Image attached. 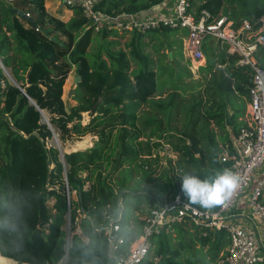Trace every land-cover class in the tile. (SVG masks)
I'll return each instance as SVG.
<instances>
[{
    "label": "trees",
    "instance_id": "obj_1",
    "mask_svg": "<svg viewBox=\"0 0 264 264\" xmlns=\"http://www.w3.org/2000/svg\"><path fill=\"white\" fill-rule=\"evenodd\" d=\"M45 1L0 0V61L11 75L0 67V199L19 201L24 212L19 233H0V263L59 264L67 254L66 264H80L77 245L91 239L99 246L97 264H112L113 255L126 256L130 242L142 232L145 215L136 211L147 215L155 198L177 192L190 202L181 192L184 175L203 179L229 168L222 156L231 150V135L245 124L251 67L239 63L240 55L229 51L221 38L206 34L201 88L187 97L173 80L172 89L161 96L157 69L138 46L144 43L143 34L154 39L161 32L170 38L176 28L131 30L130 43L138 46L132 50L136 66L130 69L123 50L109 51L110 64L101 57L90 59L87 48L94 29L81 9L68 5L73 14L65 21L51 13ZM162 1L98 0L95 8L108 14L139 12ZM201 8L212 17L227 16L237 28L242 19L264 14V0H191L189 9L196 16ZM164 41L153 45L161 49ZM255 57L264 69V45L257 47ZM72 65L80 79L77 102L67 105L63 84ZM83 111L91 114L84 126ZM89 131L94 139L84 149L61 151L46 142L56 135L64 143ZM165 143L176 153L167 165L158 155ZM163 176L166 182L153 183ZM93 218L97 224H118L123 242L113 254ZM67 219L72 231L68 245L63 229ZM77 225L87 240L75 231ZM228 241L224 228L172 222L151 235L148 252L135 264H217Z\"/></svg>",
    "mask_w": 264,
    "mask_h": 264
},
{
    "label": "built area",
    "instance_id": "obj_2",
    "mask_svg": "<svg viewBox=\"0 0 264 264\" xmlns=\"http://www.w3.org/2000/svg\"><path fill=\"white\" fill-rule=\"evenodd\" d=\"M61 1L66 6L79 7L94 30L146 31L161 26L184 30V52L192 60L191 67H199L205 58L201 44L206 34L221 38L228 44L229 51L240 55L239 63L251 67L245 124L232 135L230 152H225L222 156V160H229V169L240 177L239 187L233 196L224 205L212 209L194 206L180 192L163 200L155 198L149 213L144 217L141 234L130 242L128 254H116L112 264L141 262L150 247L152 234L158 233L163 226L168 227L172 222L185 220L199 226L226 230L229 241L226 251L217 259V264H264V252L258 242L230 218L233 213L231 207L244 194L245 213L253 220L264 217V69L255 57L257 47L264 45V14L254 20L244 18L235 28L233 21L227 16L212 17L206 8H201L196 16L189 9L191 0H173L164 12L142 10L115 14L95 8L98 0ZM26 15L29 13L26 12ZM3 69L6 71L4 66ZM5 117L11 123L7 113ZM93 225L103 232L111 250L116 251L123 242L118 224L109 220L98 224L94 221Z\"/></svg>",
    "mask_w": 264,
    "mask_h": 264
},
{
    "label": "rangeland",
    "instance_id": "obj_3",
    "mask_svg": "<svg viewBox=\"0 0 264 264\" xmlns=\"http://www.w3.org/2000/svg\"><path fill=\"white\" fill-rule=\"evenodd\" d=\"M46 8L51 11V13L55 14L62 20H69L72 16V10L69 11L66 9V5L62 3L61 0H46L45 1ZM93 35L91 39V43L87 48V56L91 59L93 58H104L108 64L111 63L109 51L116 52L119 50H123L126 53V56L128 57L130 61V69L136 66L135 57L132 54L133 48L138 46V43L131 44V38H132V31H118V30H111L108 32L100 31V30H93ZM106 34V35H103ZM185 31L181 29H176V32L168 38L164 33L159 32L154 39H151L150 35L148 33L141 35V40H144V43L139 44L138 50L142 52L143 54H147L148 58L151 60L152 65L154 68L157 69L158 76H157V86L160 89L159 95H165L169 90L172 89V81L177 80L180 84L179 91L185 94L187 97L194 92L196 89L201 88V85L203 84V73L199 72V69L197 70H191V62H189V59L186 57V54L183 51V39H184ZM164 41L165 47L161 49H156L153 45L155 43L156 45L160 42ZM167 39L171 40L173 42L172 50L174 52L173 54V61H171V65L165 67L166 61L168 62V51L171 50L169 48V42ZM172 59V56L169 58ZM4 70V69H3ZM188 70V71H187ZM6 72V75L8 76V72ZM77 75L76 72V65H72V68L63 84V93L62 97L64 101L67 103V105H73L76 104L77 99L75 97V91H76V83L74 81L75 76ZM180 75V76H179ZM179 76V77H178ZM9 77V76H8ZM178 77V78H177ZM155 97H158V94H154ZM81 124L84 126L89 119L91 118V114L89 111H83L81 113ZM46 116V115H45ZM47 117V116H46ZM44 117V121H45ZM48 119V118H47ZM50 125V123H49ZM94 135L91 133V131L81 135L77 136L74 135L73 138L66 140L64 143L57 144L55 138H49L46 142L47 144H55L60 148L61 151H70L75 149H84L88 146H90L93 142ZM160 162L164 165H167L168 158L174 159L176 157V153L170 148L168 144H161L158 148ZM159 169V167H158ZM134 176H138V173H135L132 171ZM157 171L154 174H158ZM117 177V175H116ZM165 181V176H163L159 182H153L156 183H163ZM166 182V181H165ZM170 194V191L168 194L164 196H168ZM242 196H245L242 195ZM240 196L237 198L233 206L231 207V210L233 211L234 207H236L238 200L242 197ZM53 199L48 200V204L51 205ZM240 205V203H239ZM245 208V206H244ZM81 212V210H78ZM138 216H146V212L144 213L141 210H138L135 212ZM144 216V217H145ZM95 220H93L94 222ZM78 222V219H77ZM63 229L65 230V237H69L72 234L71 228H70V222L67 219L66 223L63 225ZM172 235H175V231H173L172 228H169ZM75 231L81 232L78 225L75 228ZM200 243L195 242L194 246L199 247ZM208 245L204 246L206 249ZM206 257V254H205ZM209 257V256H207ZM157 261L159 258H155ZM11 261V260H10ZM196 261H200L197 259ZM12 262V261H11ZM17 264L16 262H14ZM64 263V259L60 261L59 264ZM13 264V263H12ZM23 264V263H22Z\"/></svg>",
    "mask_w": 264,
    "mask_h": 264
},
{
    "label": "clouds",
    "instance_id": "obj_4",
    "mask_svg": "<svg viewBox=\"0 0 264 264\" xmlns=\"http://www.w3.org/2000/svg\"><path fill=\"white\" fill-rule=\"evenodd\" d=\"M240 184V177L229 168L217 171L214 176L200 178L186 174L181 178V192L190 203L205 209L224 205L233 196ZM0 233L15 235L23 227V207L17 200L0 199ZM80 264H97L95 254L98 244L94 240L79 243Z\"/></svg>",
    "mask_w": 264,
    "mask_h": 264
},
{
    "label": "crops",
    "instance_id": "obj_5",
    "mask_svg": "<svg viewBox=\"0 0 264 264\" xmlns=\"http://www.w3.org/2000/svg\"><path fill=\"white\" fill-rule=\"evenodd\" d=\"M172 2H173V0H163L161 3L156 4V5L148 8V9H146L144 11H146V12H156V11L160 10V11L164 12L166 10V8L169 7L172 4ZM66 9L69 10V11L72 10L71 8H67V7H66ZM72 13H73V11H72ZM182 49L184 51V46H183ZM171 51H172V58H173V50H171ZM186 57L189 59V62L192 63V60H190L189 56L186 55ZM169 58H170V56L168 54V59ZM200 63H201L200 65L204 64L205 63V58ZM200 65H199V67H200ZM199 67L195 68L194 66H192L190 69L194 71V70L199 69ZM231 137H232V135H231ZM239 203H240V205H239ZM244 206H246V198H245V196H242L238 200L236 207H234V209L232 211L233 213H232L230 218H231V220L236 221L237 223H239L244 228V230L247 233V235L252 237V238H254L258 242L261 250L264 252V217L257 218L255 220H253L252 218H250L245 213ZM119 215H120V212L117 211V216L115 217V219H118ZM93 220H94V218H93ZM78 233L85 240H87V237L82 232H78ZM110 250H111V248H110ZM111 253L113 254V251H111ZM65 256H66V254H65ZM65 256L63 257L64 260H65ZM114 256L115 255H113V257ZM62 264H64V263H62Z\"/></svg>",
    "mask_w": 264,
    "mask_h": 264
},
{
    "label": "water",
    "instance_id": "obj_6",
    "mask_svg": "<svg viewBox=\"0 0 264 264\" xmlns=\"http://www.w3.org/2000/svg\"><path fill=\"white\" fill-rule=\"evenodd\" d=\"M53 38H55V37H53ZM168 54H169V56H172V51L169 50V51H168ZM0 62H1V61H0ZM0 67L3 69V64H2V62H1V64H0ZM8 76H11V75L8 73ZM79 79H80V75L77 74V75L75 76V78H74V81H75L76 84L78 83ZM42 115H43V117L46 118L45 121H46V122L48 123V125H49V121H48L47 117L45 116V113H43V111H42ZM13 129H15V128L13 127ZM32 133L35 134V135H37V132H36V131H33ZM54 138H55L57 144H59V142H58V138H57L56 135H54ZM57 147H58V146H57ZM58 148H59V147H58ZM59 149H60V148H59ZM67 190H68V186H67ZM77 192H78V193L80 192L78 188H77ZM120 208H121V204L118 203V212H120ZM84 212H85V211H84ZM66 240H67V245H68V244H69V237H66ZM66 259H67V254H66V256H65L64 264H66Z\"/></svg>",
    "mask_w": 264,
    "mask_h": 264
},
{
    "label": "bare ground",
    "instance_id": "obj_7",
    "mask_svg": "<svg viewBox=\"0 0 264 264\" xmlns=\"http://www.w3.org/2000/svg\"><path fill=\"white\" fill-rule=\"evenodd\" d=\"M44 113V112H43ZM12 261V260H11ZM10 260H5L3 263H0V264H15L14 261L11 262ZM17 263V262H16ZM24 264V263H23ZM28 264V263H26Z\"/></svg>",
    "mask_w": 264,
    "mask_h": 264
}]
</instances>
